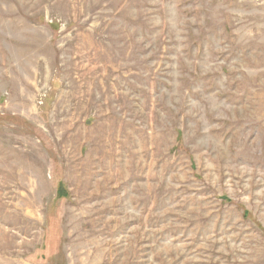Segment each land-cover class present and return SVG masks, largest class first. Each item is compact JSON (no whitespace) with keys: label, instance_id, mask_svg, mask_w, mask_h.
<instances>
[{"label":"rangeland","instance_id":"374dc122","mask_svg":"<svg viewBox=\"0 0 264 264\" xmlns=\"http://www.w3.org/2000/svg\"><path fill=\"white\" fill-rule=\"evenodd\" d=\"M0 264H264V0H0Z\"/></svg>","mask_w":264,"mask_h":264}]
</instances>
